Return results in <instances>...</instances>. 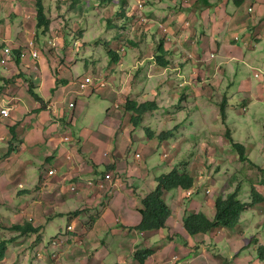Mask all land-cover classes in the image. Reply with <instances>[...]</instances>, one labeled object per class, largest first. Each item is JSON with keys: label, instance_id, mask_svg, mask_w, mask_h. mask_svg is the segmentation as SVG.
<instances>
[{"label": "crops", "instance_id": "1", "mask_svg": "<svg viewBox=\"0 0 264 264\" xmlns=\"http://www.w3.org/2000/svg\"><path fill=\"white\" fill-rule=\"evenodd\" d=\"M137 1L134 2L137 3L135 10L126 6V12H121V7L116 13H122L120 15L125 19L121 28L131 23L135 31L131 39H146L149 54L137 57L135 52L139 53L137 45L140 42L135 44L126 38L135 47H128L124 55H119L117 63H111L109 59L107 71L102 67L107 76L111 74V82L100 78L106 82L105 87L98 86L101 90L96 91V86L93 90L77 93L79 81H76L74 70L68 63L60 65L56 62L55 65L54 58L49 56L52 53L44 55L41 50L43 58L40 54L38 58L27 56L17 60L16 50L19 49L21 55L29 41L25 43L15 34L21 29L28 33L31 27L36 31V17L35 24L25 17L29 14L26 6L31 0H0V112L5 107L11 109L9 117H2L0 113V208L5 210V216L4 212L0 213V222L4 223L1 219L5 217L10 224H4L9 227L30 224L38 229L37 233L20 237L19 233L9 230L8 237L2 236L0 229V240L18 237L8 244L0 264H137L134 253L139 249L153 250L145 264H262L257 254L258 247H263L260 236H255L259 243L252 249V234L250 239L240 235L237 240L227 228L196 236H190L184 229L183 219L187 213L201 212L213 220L215 199L227 194L218 193L214 177L205 176V170L199 165L204 142L195 144L191 152L184 148L187 135L191 134L186 124H195L203 133L206 130L204 124L207 122L201 113L200 119L194 121L187 116L180 118L179 114L175 121L168 113L175 107L173 94L184 84L197 97V105L201 104L199 99L203 94L210 95L208 89L214 85L226 96L227 105L242 102L239 111L246 110L247 102L258 96L257 92L259 95L264 93V81L252 84L240 79L236 93L228 95L227 90L229 92L233 82L226 76L232 75L233 61L246 60L248 54L244 49H253V41L257 43L262 39L264 0H146V6L143 3L146 9H139L140 1ZM128 2L132 3L131 0ZM96 4L97 1L90 2V6ZM90 11L93 10L84 8L85 21L80 22L84 29L91 28V21L86 18H90ZM137 14L145 20L134 22L139 18ZM161 22L166 23L164 31L160 28ZM255 28L260 30L254 36L252 30ZM239 31L245 48L239 44V33L234 38L229 36L231 32ZM111 33L108 30L107 34ZM66 37L67 34L62 36L63 41ZM153 44H156L155 51ZM161 44L166 52L162 59L170 62L167 66L160 65L156 58ZM7 47L12 49V56L3 64ZM155 65L159 67L158 72L154 71ZM60 67L62 69L57 72ZM38 70L40 76L36 75ZM62 71L64 76L60 77ZM256 71L258 76L254 75ZM252 73L256 78L261 76L256 69ZM178 79L182 80L180 84H177ZM30 84L44 102L30 94ZM94 95L99 100L109 99V106L103 109L105 113L98 121L92 119L89 110ZM148 95L150 98L155 96L158 111L162 95L163 98L172 95L170 106L162 110L167 129L159 135L168 133L162 143L171 152V159L184 161L187 152L193 155V160L179 164V168L194 180L190 197L179 188L165 194L171 216L165 228L150 233L136 229L141 221L139 199L155 188L157 177L176 166L169 161L166 171L159 172L160 167L148 164L142 153L137 152L135 157L141 155L143 163L128 161L130 148L142 141V147L151 144L149 138L153 137V132L150 136L146 132L143 137L138 135L139 129L133 126L126 105L128 101L137 103V98L142 102ZM122 97L124 99L119 103ZM185 97L180 96L183 101L187 100ZM73 102L75 107L71 108ZM120 104L121 107L125 104V108L118 118L115 109ZM180 105L185 108V104ZM193 107L192 110L198 108L200 112L198 106ZM83 113L86 116L82 122L87 119L88 124L82 126L78 121ZM154 168H157V174L152 172ZM49 170H55V173L49 175ZM104 172L115 173L118 186L99 192L81 184L89 178L104 175ZM201 186H205L204 194L198 195L200 190L203 191L197 189ZM72 187H76L75 190ZM228 192L232 193V190ZM69 226L73 228L70 232L67 231ZM53 238H60L59 245H50ZM179 239L185 243L181 244ZM220 242H227L229 246L226 257L217 251ZM52 254H57V259H52Z\"/></svg>", "mask_w": 264, "mask_h": 264}, {"label": "rangeland", "instance_id": "2", "mask_svg": "<svg viewBox=\"0 0 264 264\" xmlns=\"http://www.w3.org/2000/svg\"><path fill=\"white\" fill-rule=\"evenodd\" d=\"M93 1H97V4L90 6V2ZM131 1L132 3L128 2L127 5L123 6L124 4H122V0H45V5L48 10V17L51 20L50 32L46 36H41V39H38L36 37L35 29L31 27L32 29L28 33H25L23 29H21L20 32L17 31L15 36L22 38L23 42L25 43L27 41L35 40L39 46L40 52L41 50H46L49 53H52L49 56L54 58L55 65L56 62H60V65H65V63H68L69 67L74 70L76 81H80L86 76H91L104 79L106 82H111V74L107 76L104 72H102V67H105V71H107V63L109 59L111 62V58L108 55L110 48H113L116 52L118 51L117 53H119L120 56L124 55L128 47H135L131 45L132 43L126 41V38H128L135 42V44H138V41L140 42V44L137 45L138 48L136 47L139 49V53L135 52L137 57H144L149 54L146 47V39L143 40V37H140L142 41H140V39L136 41L131 39L133 36H135V31L132 29L131 23H128L126 28H121V24L125 22V19L122 15H120L122 13L117 15V10L123 7L120 9L121 12H126L128 9L126 6L135 10L137 8V3L134 2L138 1ZM139 1L145 3V6L146 2H148L146 0ZM83 4L85 7H88V9L93 10L88 13L91 19L86 16L87 20L91 21V28L85 27V29H87V33L80 23L85 21V16L83 15L85 7ZM133 4H135V6H133ZM80 6H82L83 9L80 8ZM26 8L29 11V14L25 15L26 19H29L28 21H32L33 24H35L34 18L36 17V0H31V3H29ZM138 16L139 15L137 14V17ZM108 18H110V21H108ZM141 20H145V17H141L140 15L137 20L134 19V22H140ZM22 21L25 22V20ZM114 22H116V24H114ZM111 24H113V27L116 26V28H112ZM160 26V28H162L161 30L163 31L167 29L165 22H161ZM108 30H111V35L107 34ZM259 30L260 29L258 28L253 29L252 34L254 36L258 35ZM207 33L209 35L211 34V32ZM215 33L216 32H214V34ZM236 33H239L241 36L239 44L245 48V45H243L244 38L241 31L234 33L231 32L229 36L234 38ZM64 34H67L68 36L66 37V41H63L65 39L62 38ZM118 34H121V37L116 38ZM84 35L85 38H83ZM261 35L262 39L260 41L257 43L253 41V49L249 51L246 48L244 49V52L246 51L248 54V57L245 61H233L232 75L226 74L227 77H231V81L233 82L231 88L229 89L230 94L227 90L228 95L236 93L240 79L248 80L252 84L259 82L261 83L264 81V31ZM58 37L59 39H57ZM108 39L111 40L108 41ZM50 40L51 43L49 42ZM124 45L127 46L123 47ZM155 46L156 44H153L152 49L154 51L157 49ZM131 51H134V49ZM40 54L43 58L42 52ZM59 69L62 68H57V72ZM154 69V71L158 72L159 67L155 65ZM255 69L261 73V76L258 78L254 77L252 73V71ZM64 70L65 69L63 68V71ZM63 71L60 77L64 76ZM39 72L40 70L36 72L37 76H40ZM66 72L70 74L68 70H66ZM113 72L115 73V71ZM177 81V84H180L182 80L178 79ZM212 81L213 80L211 79V84ZM78 84H80V82ZM97 89L101 90L98 86L95 88V90L97 91ZM221 89L225 90L223 88ZM208 90L210 95L206 96L203 94V97H200L199 99L201 104L198 105L195 103L197 97L190 92L188 86H185V84L179 89L177 88L178 92L175 95L173 94L175 107H172V112L168 113L170 118L174 117L175 121H177L176 117L177 114H179L180 118L187 116V119L191 118V120L194 121L200 119L201 113L204 122H207V124H204L203 122L204 128H206L204 133L202 130H199L195 124L191 126L188 125L189 123L186 124V128L189 132L191 131V134L187 135L188 140L186 141L184 148L191 149V152L192 149H194L195 144L204 142L203 156L201 160H198V162L200 163V167L205 170V176L209 178L214 177V180L217 183L216 189H218L219 194H229V189L233 192L235 191L236 185L240 184L241 190L239 192L238 199L241 202L251 201L252 195L254 194H260L264 197V93L259 95L260 93L257 92L258 96L253 97L247 102L245 111H239L242 110L239 109V106L242 105V102H238L235 105L233 103L231 105H227V116L225 122H223L222 118H217V116H219V106L225 95H223V93L219 91V89H217L214 85L210 86ZM181 95H186L185 98L187 100L183 101V99L180 98ZM170 96L169 98H167V96L163 98L162 95V98H160V112L157 110L154 112L145 113L143 122L139 126L135 127L139 129L137 133L141 137L145 136V129L152 131L153 137L149 138L151 144L142 147V144H144V141H142L130 148L128 157V161L130 163L135 164L136 161L143 163L141 155L139 157V154L142 153L148 164L160 167L159 172H163L166 171V167L170 163L169 161L174 162L173 166L179 167V164L193 160V155L190 154V152L186 153L182 159L184 161L179 159H171L169 156L171 155V152L165 149L164 144L159 137V132L165 131L167 129L163 123L164 114L162 113V110L170 106ZM191 96H193L194 99H189ZM227 98L229 103V96H227ZM123 99L124 97L120 99L119 103H121ZM155 100V96L150 98L148 95L146 98L142 99V102L141 98H137V103H143L147 101L155 102ZM177 102L178 105H176ZM181 103L185 104V108L180 105ZM125 104L122 107L120 104V107L115 109L116 116L118 118H120L123 114ZM194 105L200 108V112L198 111V108L192 110ZM108 106L109 99L99 100V98L94 95V97L91 99V106L89 107L92 119H94V121L100 120L104 115L103 113H105L103 109H106ZM236 106L238 108H236ZM72 111L73 110H71V112ZM84 116H86L85 113H83V115L80 117V120L78 121L79 125L83 126L88 124L87 119L84 120L85 123L82 122ZM158 123L159 127H157ZM77 127L80 128V126ZM226 127L230 129L231 135L234 137L235 141L242 143L246 147V154L248 155L250 161L241 160L237 152L232 148L229 141L224 136ZM169 146L170 149L173 148L171 143ZM199 147L201 148V144ZM150 149L153 151V153H151ZM196 150L197 152L200 151L199 149ZM213 150H215V154H212ZM136 152L139 154L135 157ZM152 172L157 174V168H154ZM209 178L207 179L208 181L210 180ZM200 188L203 189V191L200 190ZM204 188L205 186L197 187V189L200 190L197 194H204ZM252 188H255L254 194H252ZM208 192L209 191H206V193ZM197 194H195V196ZM3 212V216H5V210L0 208V213ZM1 220L6 224H10V221L5 217H3ZM2 230V236L8 237L10 230ZM227 231H232V234L237 240L239 239L240 235H244L246 239H250L252 234V244L250 243L252 249L256 246V244L259 243V238H256L255 236H260L262 239L261 244L264 247V201L254 203L252 206L244 210L240 216L238 224L233 228H227ZM179 242L181 244L185 243V241L182 239H179ZM217 245V251L223 253V255L226 257L227 254L225 251L229 249L227 242H220ZM241 254H245V252H242ZM261 262L264 264V260Z\"/></svg>", "mask_w": 264, "mask_h": 264}, {"label": "trees", "instance_id": "3", "mask_svg": "<svg viewBox=\"0 0 264 264\" xmlns=\"http://www.w3.org/2000/svg\"><path fill=\"white\" fill-rule=\"evenodd\" d=\"M128 0H122V4L126 5ZM123 5V6H124ZM36 37L41 39V36H46L50 32L51 20L48 17V10L45 5V0H36ZM161 44L158 48V54L156 56L158 62L162 66H167L170 62L164 61L162 58L166 54L165 48ZM44 55L50 54L46 50H42ZM17 60H21V55L19 49L16 50ZM20 56V57H19ZM109 56L111 58V63H117L119 61V53L113 49L109 50ZM94 88L90 89L93 90ZM30 94L39 102H44L43 98L33 90V86L30 84ZM227 99L226 96L223 97L222 102L219 106L218 115L225 122L227 111ZM126 109L131 113L130 119L134 127L139 126L143 120L144 115L147 112H154L159 109L158 105L154 101H147L143 103H135L128 101ZM146 135L150 136L151 131L145 129ZM225 138L229 141L232 148L237 152L241 160H249L246 154V147L235 141L231 135V131L226 127L224 132ZM153 134V133H152ZM168 133L160 134L161 140H165L168 137ZM155 188L148 193L145 197L139 199L140 207L138 212L141 215V221L136 226L139 232H156L166 227L167 220L171 216V209L166 204L164 196L167 192L174 189H181L184 191H190L193 187L194 180L186 172L181 170L179 167H174L169 172L164 173L155 179ZM252 194L255 193V188H252ZM241 190V185L237 184L235 191L227 194L225 197L218 196L215 199V215L213 220H210L204 213H187L183 219V227L190 236L196 235H206L210 232H214L219 228H233L235 227L240 219L241 214L248 207L252 206L254 203H259L264 201V197L259 195H252V199L249 202H241L238 199L239 192ZM0 229H7L19 233L18 237L37 233L38 229L32 227L30 224L23 225H12L7 226L6 224L0 222ZM12 239H2L0 240V262L4 260L7 246L9 243L16 240ZM153 250L151 249H139L134 253V259L137 264H145V261L152 256ZM258 259L260 261L264 260V247H258L257 249Z\"/></svg>", "mask_w": 264, "mask_h": 264}, {"label": "built area", "instance_id": "4", "mask_svg": "<svg viewBox=\"0 0 264 264\" xmlns=\"http://www.w3.org/2000/svg\"><path fill=\"white\" fill-rule=\"evenodd\" d=\"M143 3L140 1L138 6L139 9L143 8ZM250 10H253V8H250ZM4 55L5 58L2 60L3 64H6L8 59L12 56V49L10 47H7L4 50ZM40 55V49L38 44L36 43L35 40L33 41H29V45L26 46L24 49H22L21 52V57L25 58L27 56H32L33 58H38ZM212 56H214V54H212ZM255 76H258L259 73L256 71L254 73ZM79 82L80 85L78 87V92L77 93H84L88 90H90L91 88H95L96 86H100V87H105L106 86V82L101 80L100 78H96V77H91V76H86L83 79H81ZM70 107L74 108L75 107V103H70ZM1 116L2 117H9L11 114V109L9 107H5L1 109ZM64 140H68V138L65 137ZM138 156V155H136ZM67 159H70V157H67ZM55 173V170H49L48 174L49 175H53ZM118 177L115 175V173L113 172H108L102 176L99 177H92L87 179L84 183H81L85 188L87 189H95L99 192H103V191H107L110 188H115L116 186H118ZM76 187H72V189L75 190ZM68 230L71 231L72 227H68ZM56 240L52 242V244H55ZM176 259V258H174Z\"/></svg>", "mask_w": 264, "mask_h": 264}, {"label": "clouds", "instance_id": "5", "mask_svg": "<svg viewBox=\"0 0 264 264\" xmlns=\"http://www.w3.org/2000/svg\"><path fill=\"white\" fill-rule=\"evenodd\" d=\"M143 21H144V20H143ZM160 25H161V24H160ZM106 172H107V171H106ZM104 173H105V172H104ZM185 194H186V197H190V196L193 194V191H192V190H191V191H188V190H187V191L185 192ZM69 227H71V226H69ZM72 230H73V228H72ZM72 230H71V231H72ZM67 231L70 232V231L68 230V228H67ZM55 240H56V243H55V244H52V242L55 241ZM60 241H61L60 238H53V239L50 241V245L57 246V245H59ZM79 243L82 244L83 242H82V241H79ZM57 257H58L57 254H52V255H51V258H52V259H57Z\"/></svg>", "mask_w": 264, "mask_h": 264}, {"label": "bare ground", "instance_id": "6", "mask_svg": "<svg viewBox=\"0 0 264 264\" xmlns=\"http://www.w3.org/2000/svg\"><path fill=\"white\" fill-rule=\"evenodd\" d=\"M81 83V82H80ZM80 85V84H79ZM191 191V190H190Z\"/></svg>", "mask_w": 264, "mask_h": 264}]
</instances>
